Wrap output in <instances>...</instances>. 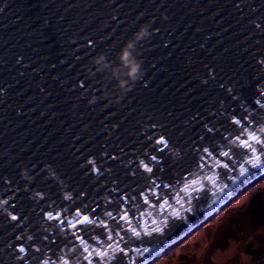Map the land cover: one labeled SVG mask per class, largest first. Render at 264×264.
Instances as JSON below:
<instances>
[{
  "label": "water",
  "instance_id": "95a60500",
  "mask_svg": "<svg viewBox=\"0 0 264 264\" xmlns=\"http://www.w3.org/2000/svg\"><path fill=\"white\" fill-rule=\"evenodd\" d=\"M238 2L241 0H7V7L0 13V88L5 89L0 95V173L15 175L17 165L36 164L38 169L44 162L50 163L64 182L61 187L54 180L48 181L46 187L56 194L52 196L53 209H68L66 217L71 219L77 206L87 212L100 204L96 215L115 228L103 216L104 211L115 213L118 208L117 203L105 207L106 200L115 197H109L103 186L112 185L106 180L97 184L89 179L76 167V157L112 142L127 144L132 151L134 137L128 133L138 119L132 109L148 110L179 125L190 114L208 107L212 92L199 85L200 75L207 72L204 65L215 67L225 79L238 81L251 95L252 86L247 82L258 70L254 60L255 55L264 52V34H257L248 23L255 14L247 5L260 4L261 0H243L240 9L234 7ZM114 12L122 24L109 19ZM141 28H147L149 35L136 43L133 56L141 63L148 87L137 79L125 90L118 84L127 76L119 52ZM73 33L77 37L95 34L97 38H108H99L98 46L75 61L74 55H83L85 50L71 51L75 46L68 39L76 40ZM77 42L83 43L79 39ZM100 53L107 55L110 67L97 71L93 61ZM18 56L24 57L28 67L16 63ZM85 74L95 85L93 95L102 99L93 106L79 97L80 90L71 87ZM169 112L173 115L168 116ZM259 119L264 121V116ZM113 122L120 123L119 140L106 139L105 127ZM260 127L256 125L253 131L264 135ZM196 128L198 125L193 132ZM239 131L237 127L229 128L232 136ZM229 147L233 151L231 171L218 168L214 161L200 169L196 164L198 154H189L163 174L164 182H170L172 188L161 189L160 195L169 200L170 206L152 207L137 200L132 212L144 215L133 220V227L141 237H134L130 230L126 235L121 233L128 245L125 251L131 253L125 257V264H154L264 179V152L246 154L234 140L226 142L225 150ZM253 155L261 157L258 168L245 163ZM241 165L246 169L242 176ZM133 188L139 190L138 185H132L130 195ZM81 189L89 193L82 200L77 199ZM65 194L73 200H64ZM27 206L30 211L33 205ZM157 227L161 233L143 235ZM4 231L0 227V237ZM102 231L89 230L88 236L101 237ZM4 242L0 239V247ZM92 244L101 250L94 241ZM145 248L149 251L144 252ZM81 255L77 252L72 256L71 264H83ZM60 257L62 253H57L56 262Z\"/></svg>",
  "mask_w": 264,
  "mask_h": 264
},
{
  "label": "snow or ice",
  "instance_id": "6c2138e0",
  "mask_svg": "<svg viewBox=\"0 0 264 264\" xmlns=\"http://www.w3.org/2000/svg\"><path fill=\"white\" fill-rule=\"evenodd\" d=\"M242 2L243 0L234 4V7L240 9ZM6 7L7 0H4L0 3V13ZM247 7L250 13L255 14L248 23L257 34H264V11H261L264 9V0H261L260 4L249 3ZM109 19L116 25L123 23L115 12ZM72 35L76 36V40L68 39V42L75 46L71 51L76 53L79 49L85 50L83 55H74L75 61L81 60L94 46H98L99 38L103 40L108 38L106 36L97 38L95 34L82 37H77L76 33ZM78 39L83 43H78ZM256 43L259 44L261 41L257 40ZM16 63L21 68L28 67L23 56H18ZM60 63H64V60ZM254 63L258 70L252 80L247 82L252 86L251 95L245 93V86L238 81L225 79L219 76L215 67L204 65L207 72L200 75L199 85L212 92L208 107L190 114L179 125L170 124L167 119H161L148 110L136 112V109H132L138 117L134 122L135 127L128 133L134 137L132 151H129L127 144L121 146V143L112 142L101 145L98 151L89 149L87 154L79 153L76 157V167L80 172L89 179H94L97 184L101 180H106L107 184L112 185L111 188L103 186L109 197H115L107 199L105 207L117 203L118 208L115 213L104 211L103 216L114 223L115 228L96 215L100 204L87 212L77 206L71 213V219L66 217L68 209L54 210L55 200L52 196L56 194L51 193L50 188L46 186L50 179L58 182L61 187L64 182L50 163L44 162L38 169L36 164L30 167L17 165L19 171L15 175L0 173V227L5 229L3 237H0L5 241L0 247V264H56L54 258L57 257V253H62L65 264H71L72 256L77 252L82 254L80 259L83 264H125V257L131 254L130 251H125L128 247L125 235L130 230L134 237H141V232L137 227H133V220H139L144 215L140 212L139 216H136L132 212L137 200L152 207L159 205L163 208L169 205V200L160 195L161 189L172 188L170 182L166 183L163 180V174L167 169L181 163L189 154H198L196 156L198 168L209 167V161H214L218 168L231 171L229 165L233 151L231 147L225 150V144L233 140L246 154L264 152V135H257L253 131L259 124L260 132L264 133V121L259 119L260 116H264V52L255 55ZM52 67L55 68L56 65L53 64ZM20 75L24 73L21 72ZM139 79L145 81L143 87H148L145 75L142 74ZM71 87L80 90L79 97L86 100L90 106L102 100L99 95H93L92 88L95 85L89 81L86 74L77 79ZM4 94L5 89L0 88V95ZM172 115L171 112L168 113V116ZM197 125L198 128L193 132L194 126ZM231 127L239 128V133L232 136L229 132ZM119 128V122L106 126V139L115 137L119 140ZM225 132H229V135H224ZM221 158L229 162L223 163ZM260 159L259 155H253L245 163H251L252 167L258 168ZM245 172L246 169L241 165L240 175H244ZM183 179L187 180L188 176H184ZM125 182L127 185L122 189L121 185ZM132 185H138L139 190L133 188V194L130 195L128 189ZM187 187L185 184V188ZM88 195L87 190L81 189L77 193V199L82 200ZM63 199L73 200V197L65 194ZM27 204L33 205L30 211ZM84 207L88 208L87 205ZM37 208H40L39 212L36 211ZM175 215L179 217V212ZM95 229L103 230L101 237L88 236L89 230ZM161 231L162 229L157 227L150 232H144L143 235L151 236ZM93 241L101 248L100 251L93 247ZM148 251L147 248L144 249V252ZM132 264H135V261Z\"/></svg>",
  "mask_w": 264,
  "mask_h": 264
},
{
  "label": "rangeland",
  "instance_id": "374dc122",
  "mask_svg": "<svg viewBox=\"0 0 264 264\" xmlns=\"http://www.w3.org/2000/svg\"><path fill=\"white\" fill-rule=\"evenodd\" d=\"M234 203L154 264H234V251L229 256L226 255L239 238L232 224L234 210L239 205L232 206ZM221 250L226 256L220 258Z\"/></svg>",
  "mask_w": 264,
  "mask_h": 264
},
{
  "label": "flooded vegetation",
  "instance_id": "af4514ba",
  "mask_svg": "<svg viewBox=\"0 0 264 264\" xmlns=\"http://www.w3.org/2000/svg\"><path fill=\"white\" fill-rule=\"evenodd\" d=\"M236 204L239 205L234 210L232 224L239 238L228 254L221 250L219 257L229 256L234 251V264H264V179L242 194L232 206Z\"/></svg>",
  "mask_w": 264,
  "mask_h": 264
},
{
  "label": "clouds",
  "instance_id": "9594fccd",
  "mask_svg": "<svg viewBox=\"0 0 264 264\" xmlns=\"http://www.w3.org/2000/svg\"><path fill=\"white\" fill-rule=\"evenodd\" d=\"M147 28H141L133 37V39L127 41L119 52V60L123 66L127 69V76L124 79L118 80L120 88L127 90L130 84L134 83L143 74L141 63L133 56V50L136 47V43L144 37L148 36ZM97 71H102L110 67V62L107 59V55L100 53L93 61ZM56 264H65L64 258H58Z\"/></svg>",
  "mask_w": 264,
  "mask_h": 264
}]
</instances>
